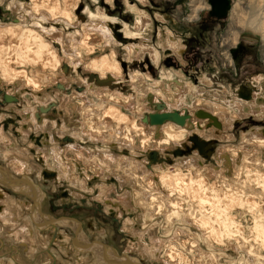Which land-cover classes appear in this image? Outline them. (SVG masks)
<instances>
[{"label": "bare ground", "instance_id": "6f19581e", "mask_svg": "<svg viewBox=\"0 0 264 264\" xmlns=\"http://www.w3.org/2000/svg\"><path fill=\"white\" fill-rule=\"evenodd\" d=\"M80 1L29 0L31 6L27 7V0H0V4L6 3L7 9L14 14L13 22L6 23L0 20V75L4 82L14 83L15 80H19L24 82L23 84L31 88L32 91H42L48 83H53L54 72L52 71L60 66L62 60H65L66 63L62 65L64 72L70 71L72 65L70 66L69 63H73L72 71L77 72L78 76L76 84L84 86V88L87 87L88 90L81 94L83 89L81 86L72 89L71 97H86V94L88 96L90 94L91 110L88 113L93 114V111H95V113L100 114L102 123L95 126L94 123L87 122V132L82 131L80 123L73 126V129L67 128L64 124L60 131L56 133L59 137H70L72 139V141H67L69 143L67 146L76 154L83 153L81 145L84 142L87 143L86 138H88V141L94 140V134L89 132L90 129L108 136L109 141L113 140V143L107 149L96 151L97 153L93 152L91 157H93V163L95 164L92 163V165L86 167L87 176H90L89 172L93 173L94 167L100 166L104 158L108 159L109 157L110 160L116 161L118 165H123L121 172L118 175L114 174L115 177L112 176L114 178H112L113 182L110 185H115L116 188L123 191L121 198L119 197L122 199L123 211L120 208L117 214L122 220L120 236L123 237L124 241H128L124 246L125 253L117 252L111 245L99 240V237L94 241L87 238L81 223L75 219L66 216L55 219L43 213L41 209L42 202L40 201L43 200L45 193L41 191L40 186L35 182L36 180L31 177L32 174H29L33 170L30 168L32 164L26 154L29 149L25 147L21 149L14 148V150L4 147L1 149L2 145H0V155L7 161V167L15 172V165L22 166L20 171H16L18 176L0 166V184L10 188V191L14 194H25L28 198V200H21L19 197H15L14 194H7L6 191L0 189V200L2 202L0 205V232L6 225L10 230L7 238L12 243L9 249L16 250V255H18V253L20 254L19 249L24 247L29 260V262L24 263L25 261L23 262L19 255L7 257L9 259L6 260L5 255L7 253L3 254L0 247V264H34L37 260L38 264H57L59 255L51 249L53 248V241H57L54 238L57 233H61L60 238H63L64 241L60 249L69 246L65 251L73 253L78 264H143L137 257L136 259L135 256L131 255L133 253H137L141 260L164 257L162 261L165 263L163 264H195L196 261L198 264H264V159L261 157L264 155V125H260L261 123L264 124V75L260 73L253 75L251 83L242 88L241 91L239 90L238 95L234 98L226 88L208 91L207 89L198 88V85L186 84L182 72L178 70L174 72L171 69L161 68L160 79L157 80L153 79L149 73L128 69L129 79L126 81L129 82L130 86L134 85L138 79L150 81V84H148L150 86L146 90H139L134 85V91L129 93L133 96V100L137 101L139 105L143 100L146 102L141 107H136V111L128 110L130 111L128 114L123 113L120 105L118 108L115 106L117 103L112 101H106L105 103L103 101L106 97L103 94L105 92H102V87H98L107 85L120 91L119 84L121 81H125L123 79L127 77L124 69L126 64L120 65V62L117 61V50L115 48L110 45L111 49L105 53L101 52L106 47L103 39L107 37V34L113 36L111 28L115 24L116 18L109 16L106 10H102L100 6H97L94 11L86 7L84 11L87 14V22L76 24L75 21L73 22L74 17L77 19L74 10L78 7ZM95 1L98 4V0ZM111 1L105 0L106 3L110 4ZM142 2L143 6H148V0H142ZM241 2L249 9H246L248 11H246V16L238 15L237 11L240 8L238 9L236 5L232 6L231 9L229 0L230 8L227 14L229 13L231 17L230 26L228 25L226 28L225 37L223 36L221 42L223 56L226 62L231 64H234V62L231 56L232 53L230 54L231 50L230 52L228 50L237 44L242 31L251 30L256 32L263 37L264 42V3L261 5L263 11L262 8H259V11L256 9L258 14L251 15L254 9L249 5L253 4V1L241 0ZM137 5L131 6V10L137 12L134 32L133 29L129 30V25H123L124 36L134 41L137 39L138 42H130L125 48L130 55L136 53L139 60L141 58L145 61L148 60V55L152 61H155L153 66L158 68L159 60L156 49L152 43L149 44V39L142 33L147 14H145V17V10L138 8ZM190 8L188 20L194 21L200 17L201 11L209 9V5L206 0H192ZM0 17L4 18L1 14ZM150 18L152 19V16ZM71 27L74 29L71 30ZM96 32L102 37H99L100 35H97ZM48 36L53 37L54 40L52 41L58 47L57 50L48 41L51 39H48ZM158 39L157 45L163 49L167 47L165 48L166 51L172 52L177 57L180 65H185L186 62L181 56L183 44L179 41L180 38L177 39L170 35L169 39L163 36ZM81 49H84V52H81ZM260 51H262V57L264 58V43H262ZM84 57H89V60L86 68L83 67L85 72L82 70L81 72L77 69H79L78 66L83 65ZM37 65L40 66L42 71L49 68V72L50 74L52 72V74H40L42 75L40 78L27 72L28 68ZM86 75H89V79L93 82L88 84L84 78ZM206 79L197 81V83L211 84ZM112 81L115 83L111 84ZM65 82H63L64 84L57 82V85L60 84V87H62L58 88L59 94L62 90L68 88L69 83L66 84ZM57 85L54 83V88H51L50 91L54 90ZM93 87H95V90L91 89ZM177 87L183 88V91L178 93L180 89ZM213 90L215 91L214 95H205L206 92L212 93ZM118 91L116 92L119 93ZM110 92L113 93L114 90ZM57 93L50 95L52 100L46 104L49 101L47 99L44 104L53 103L57 107L56 100L61 102L58 99L60 95ZM242 93L244 96H241ZM32 95L31 98L27 96L29 99L25 100L27 101V107H25L27 109L23 108L25 112L28 110L29 113L22 111L23 114H20L23 124L18 131L23 140H26L32 131H44V125L41 124L46 119V115L42 114L44 112H39L40 106H36L37 104L35 105L37 107L35 112V107L31 105V103L34 104L31 101L35 100L32 99ZM37 95L39 100L43 99L42 94ZM14 96H16V99L12 102L18 100L17 95ZM116 99V101H119L118 97ZM53 100L56 102H53ZM91 102L95 104L93 107ZM122 107L126 108L124 105ZM52 110L54 111L56 108ZM197 111L208 113L210 116L198 115ZM38 112L41 120H38L35 116ZM152 112H177L187 117L182 125L171 118L162 123H150L149 114ZM33 113L37 124H35ZM82 113L80 117H82ZM2 116H0V120ZM251 116L254 117L253 126L248 131L240 133V141L237 146H234L235 143L232 139L234 137L233 127L235 122ZM137 120H140L142 125L138 124ZM108 121H113L115 124L109 127L107 126ZM214 121L218 124L215 125ZM45 127V130H47V124ZM137 132L146 133L140 141L143 146L151 141L154 135L157 136L155 142L168 143L177 140L178 143L176 147L168 148V150L153 149L158 151L159 155L163 157V161H156L148 165L147 153L153 150L149 148L146 152H141L144 153L141 155L143 158L139 159L140 151L136 149L137 146L135 145ZM0 134H4V132L1 131ZM193 134H197L205 140L213 141L215 149L210 157L211 159L206 160L195 150L188 151L186 144L191 145L189 137ZM0 142L2 141L0 140ZM108 144L110 143L108 142ZM53 147L55 155L53 157L55 163H57L56 168L60 170L62 177L63 174H66V178L72 186V190L69 192L71 197L73 199L83 197L86 194L84 191H87L86 179L83 180L80 186L77 185L75 179L71 177L70 171L68 173V166L65 167L59 161V148H56L55 145ZM177 147L182 150L181 155L172 154L171 150ZM12 151L16 152V159L19 156L23 157L22 161L14 164L11 160ZM166 164H169V166ZM57 174V177L60 178L59 173ZM106 181L108 180L106 179ZM35 183L39 188L35 186ZM130 183L133 186L132 191L124 189V186ZM106 186L105 181L102 182L97 190L99 195L95 199L101 202L97 201V204L103 208L104 213L109 214L110 204L113 205V203L110 202V204L105 205V202H103L107 199L105 194L109 187ZM9 206L10 209L17 206L19 209L18 214H15L12 210L13 216L9 211L6 213L4 208ZM131 208L140 212L139 220L142 219L143 221L142 228L135 226L134 218L126 217L128 214H132ZM156 217H159L160 220L155 219ZM21 218L22 221H20ZM59 225L62 227L64 225L68 226L73 231V236L66 230L58 229ZM191 227L196 230H192ZM156 228L163 235L162 238L153 236ZM5 229L7 228L5 227ZM48 230L53 231L52 235L49 234ZM144 231H149L152 236L150 234L146 236ZM21 233H24V236ZM97 233V236L100 237L107 235V231H103V229H100ZM143 238H145L144 241ZM21 239H23L22 242L19 241ZM136 239L140 240L139 243L143 241L142 245L135 246ZM14 240L20 242L17 243L18 246L15 245L16 241L13 242ZM201 243L207 246V251L201 249ZM159 247L162 248L161 251H159ZM229 248H234V256H231ZM220 258H223L222 263L219 261Z\"/></svg>", "mask_w": 264, "mask_h": 264}, {"label": "rangeland", "instance_id": "374dc122", "mask_svg": "<svg viewBox=\"0 0 264 264\" xmlns=\"http://www.w3.org/2000/svg\"><path fill=\"white\" fill-rule=\"evenodd\" d=\"M191 1L192 0H148V4H147L148 6H143L142 0H112L111 4L106 3L105 0H98V4H97V1H95V0H81L80 1V3L78 4V7L74 10L75 14L77 15V19L74 17L73 22L75 21L76 24L87 22V14L84 11L86 9V7H89V9L94 11L97 6H100V8L102 10H106V13L109 16L116 18V22L113 25V27L111 28L113 36H112V34H110V35L107 34V37L103 39L104 46H106V47H105V50L101 51V52L105 53L109 49H111L110 45L112 48H115L117 50L116 51L117 61L120 62V65L123 63L126 64L124 69L126 70L125 72L127 74V77H125L123 79L125 81L120 82V84H119V90L120 91L116 90V88H113V87L110 88L107 85H106L107 87L106 86H98V87H102L101 88L102 92H105V93H103L106 96L103 99V101L105 103H106V101H112L114 103H117V104H115V106L118 108L120 105L121 106L120 109L122 110L121 112L126 113V114H128V112H130L131 110L136 111L137 110L136 107H141L142 104H145L144 102H146V101L143 100V102L140 103V105H139V103L137 101L133 100V98H132L133 96H131L129 93L134 91L133 90L134 85H136L135 87H137L139 90L148 89L150 86V85H148V84H150V81L145 80V79L144 80L138 79L136 81V83H134V85L130 86L128 84L129 82L126 81L129 79L128 78L129 70H133V71L138 70V71L144 72L146 74L149 73L153 79H157V80L160 79V73L162 70L161 68L171 69L174 72L178 70L179 72H182L183 79L185 78L184 83L186 82V84H189L191 86H197L198 85V88L207 89L208 91H210L212 89L216 90V89H220V88H226V90H228L229 94L231 96H233L234 98H236V95H238L239 90L241 91L242 88H244L246 85L251 83L250 81H251V78L253 75H255L257 73L264 75V58L262 57V51H260L262 43H264L263 37L260 34L253 32L251 30L242 31L239 35L240 38H239V41L237 42V44L233 48L228 50L229 52L231 50L230 54L232 53L231 56L233 58L234 64L226 62L223 55H222L223 54L222 53L223 48L221 47V42L223 40L222 39L223 36L225 37V35H224L225 30L228 27V25L230 24V20H231L230 18L231 17L229 15V13L224 18H217V17L211 15V7H210V4L208 3V0H206V3L209 5V9L201 11L200 12L201 15L198 19H195L194 21H189L188 16H189L190 9H191L190 8ZM242 1H246V2H252L253 1V4L249 5V6H251V8L254 9L253 12L251 13V15L258 14L259 8H262V11H263V7L261 5H262V3H264L263 2L264 0H242ZM26 3H27V7L31 6V4L29 3V0H27ZM134 4H138L137 5V6H139L138 8L145 10L144 15L147 14V17L145 15L146 23L144 22L145 27L142 30V33L144 34V36L147 39H149V44L152 43L153 47L156 49V53L158 54L157 57L159 60L158 68H157V66H153V64L155 65V61L153 60L154 61L153 62L152 59H150V57L148 55H147V59L149 58L148 60L145 61L142 58L139 60L138 55H136V53L134 55H130L125 48V47H127L128 44H130V42H132V43L138 42L137 39L134 41V40L128 39V38H126V36H124L125 33H124V25L123 24L129 25V30L131 31L133 29L132 30L133 32L135 29L134 27L136 26L135 21H136V16H137L136 13L137 12H136V10L135 11L131 10V6ZM234 5H236V7H238V9L240 8L237 11L238 15L242 14V16H246L245 14L248 12L247 10H249V9H248V7L243 5V2H241V0H230L231 9H232V6H234ZM77 9H79L80 12L77 11ZM72 10H73V8H72ZM230 10H229V12H230ZM10 12L11 11L7 9L6 3L0 4V13L4 17V18L0 17L1 21L6 22V23L13 22L14 21V14L10 13ZM148 15L150 17L152 16V19ZM57 27H59V26L57 25ZM70 29L73 30L74 28L71 27ZM96 34L100 35L97 32H96ZM170 35L171 36L173 35V37L177 38V39L180 38L179 41H181V43L183 44V51H182L183 53L181 52V56L183 57L184 61L186 62L185 65H183V64L180 65V62L177 61V57L174 54H172V52H170L171 53L170 54L168 51H166L165 48H167V47H165L163 49L159 45H157L158 41H159L158 38L160 36L161 37L163 36L164 38L166 37V39H169ZM148 36H149V38H148ZM99 37H102V36L100 35ZM49 38H51V39L48 40ZM48 39L47 40L49 42H51L54 49L57 50L58 47L52 41V40H54L53 37L48 36ZM70 47L71 46H69V48ZM70 49L72 50V48H70ZM234 50L236 52L235 54L233 53ZM80 51L84 52V49H81ZM88 58L89 57H84L83 65L78 66L79 69H77V70L84 71L83 67L86 68V64L88 63V60H89ZM63 63H65V60L64 61L62 60L60 66L57 67L56 70L52 71V72H54L53 77H52L53 83H50V84L55 83L57 85V82H65L66 81L65 83L66 84L69 83V86H68V88L64 89V91L61 89L62 90L61 94H59V92H60L59 89L61 87L59 88L57 85L56 88L54 89V91H55V93L58 92L57 94L60 95V96H58V99L61 100V102H59V100H56L58 103V104H56L58 107L57 111H55V113H54V111L52 109L56 108V106L53 105L49 108L48 111H46L45 113H42V114L46 115V119L48 118V121L55 120L57 122V125H59V127L55 126L56 131H54V129L52 127H49L47 124V130H45L46 127H45L44 123H42V126L44 125V131H39V132L32 131V133L29 135V137L26 140L22 139V136H21V134H19V131H18L19 127L23 124V122L21 121L22 119H20L19 112L21 114H23L22 111L25 112V109H27V108H25V107H27V104H26L27 101H25V98L29 99L27 96L26 97L24 96V98H23V94H25V93L27 94V92H29V93L31 92L33 94L32 99H35V101H36V100H38V98L37 99L34 98L35 97L34 93L40 94L41 91L40 92L39 91H32L31 88H29V87L25 86V84H23L24 82H21L19 80H15L14 83H9L7 81L4 82L3 81L4 79L2 80V76L0 75V85L2 87L5 88L8 86L9 89H11V91L15 90L14 89L15 86L20 87L22 89V90L20 89L21 90V93H20L21 97L19 98V94H18L17 95L18 100L15 103L14 102L12 103V104H18V106H19V109H18L19 111H17V110L15 111V110L7 108L8 104H5L6 102L2 99L4 89L0 88V116L3 115L1 117V120H0V132L1 131L4 132V134H0V140L2 141V142H0V145H2L1 149H2V147L6 148V149H11V150H14V148L21 149L23 147H25L26 149H29V151H26V154L28 156V160L32 164V165H30V168L33 169V170H31V172L29 174H32L31 177L36 180L35 182L40 186L41 191H43V193H45L43 200L40 201V202H42L41 209H42L43 213L50 215L55 219H60V217H64V216L75 219L76 221L81 223L84 234L87 236V238H90L92 241H94L97 237H99L100 238L99 240L103 241V243L105 242V244L111 245L115 250H117V252L120 253V252H123V250L125 249L124 246L128 242L126 240L124 241L123 237L120 236L121 235L120 228L122 227L121 226L122 220L120 219L121 217H119V215L117 214L118 209L121 208V211H123L122 210L123 206L121 205L122 199H120L123 191H121L122 189H120V188H116L115 185L113 186L110 184H112V182H113L112 178L115 177L114 174L118 175L121 172L120 170H122L123 165L122 164L118 165L116 161L110 160L109 157H108V159L104 158L103 159L104 161L100 165L101 167L99 165H97L96 167H94L95 169H94L93 173L89 172L90 176L89 175L87 176V167L89 165H92L93 160H94L93 157H91L93 152H96L99 150H101V151L105 150L104 148L107 149L108 147L111 146V144L113 143V140L109 141V139L107 138L108 136H104L102 134L94 132V130L91 131V129H90L89 132H91V133L93 132V134H94V136H93L94 140L92 139V141H88V138H86L87 143L84 142L81 145L83 147V149H82L83 153L82 154L79 153L80 154L79 155L78 153L76 154V153L72 152V150H70V148L68 149L67 144L69 145V143H67L66 145L61 147L60 144L53 142L52 138L50 137V131L51 130L53 132L60 131V129L64 126V124H65V126H67V128L73 129V126H77V124L79 125V123H80L82 131L87 132V130H88V127L86 125L87 122L94 123L95 126L102 123V121H100V119L102 118V116L100 117V114L95 113V111H93V110L92 111H93L94 115L88 113V111L91 110L90 109L91 106L89 103L90 102L89 100L91 99L90 94H89V96H88V94H86V97H82V96H76L77 98L71 97L72 89H76L77 87H80L81 85L76 84V81H78V76H77V72L72 71L73 63H69L70 66L72 65L71 66L72 69L68 72L63 71V69H62ZM49 71H50L49 68L45 69V71H42L40 66H38V65L31 67V68H28V70H27L28 73L35 74L39 77L40 76L42 77V75H40V74L51 75L52 72L50 74ZM87 73H89V72H87ZM107 75H109V74H107ZM107 75H106V77H107ZM124 76H125V74H124ZM84 78L87 80L88 84L93 82L91 79H89V75H86ZM205 79H206V81L210 82L211 84L208 83L209 85H205V83H202V82H201L202 84H200L199 82L197 83V81H202ZM112 83H115V82L112 81L111 84ZM48 85H49V83L46 85V88H47V91H50L51 87L50 88L47 87ZM12 86H14V88H12ZM94 86H97V85H94ZM53 87H52V89H53ZM81 87L83 88L81 90L82 91L81 94L84 93L86 90H88L87 87L86 88H84V86H81ZM177 88L180 89V90H178V93L183 91V88H179V87H177ZM91 89L95 90V87H93ZM112 90H114L113 93L110 92ZM214 90L212 93L206 92L205 95L206 94L207 95L211 94V96L214 95V93H215ZM78 91H80V90H78ZM116 91H118L119 93H117ZM42 92L44 93L43 90H42ZM115 92H116V94H115ZM46 93L47 92L44 93L45 96H46ZM117 94L120 96H118ZM15 95H16V93H15ZM47 96L49 97V95H47ZM37 97H38V95H37ZM41 97H43V94L41 95ZM116 97H118L119 101H116L117 100ZM127 97H129V98H127ZM143 99H144V96H143ZM80 102H82V103H80ZM97 104H96V106H97ZM34 105H35V103H34ZM91 105L93 107L95 104H92V102H91ZM122 105H124L126 108L122 107ZM22 107L25 109H22ZM30 107H28V108H30ZM128 110H130V111H128ZM27 112H28V110L25 113H27ZM81 113H82V117H80ZM98 115H99V117H98ZM253 118L254 117L251 116V117H247V118H244L241 120H237L235 122V125L233 127L234 137H233V139L231 138L233 140V143H235L234 146H237L238 142L240 141L239 140L240 133H242L243 131H248L251 128V126H253V124H252V122L254 121ZM46 119H44V120H46ZM82 121H84V122H82ZM259 122L261 123L262 121H259ZM137 123L141 124L140 120H137ZM35 124H37L36 121H35ZM113 124H115V122L108 121L107 126L110 127ZM260 125H264V124L261 123ZM26 128H28V126H26ZM133 133H134V131H133ZM145 135H146L145 132L144 133L137 132V139H136L137 141H136L135 145L137 146L136 149L140 151V153H139L140 155H138L139 159L143 158L141 155L144 153H141V152H146L149 148L152 150L153 149L168 150V148L170 149V148L176 147V145L178 143L177 140H175L174 142L170 141L168 143H164V142L158 143V142H155L157 140L156 139L157 136L154 135L153 139H151V141L147 142L146 145L143 146L140 143V141L142 140V138ZM152 140H153V142H152ZM108 142L110 144H108ZM216 142L218 144V140ZM54 145L56 148H59L58 156H59L60 163L63 164L65 167L68 166L67 167L68 173L70 171L71 177L75 179L76 184L77 185L79 184V186H80L81 183L83 182V180L85 181V179H86V187H87L86 190L87 191H84L86 194L83 197H80L79 199H77V198L73 199L71 197V193H69V192H70V190H72L71 189L72 186H71L69 180L66 178V174H63L65 177L64 176L62 177L60 170L58 168H56L57 163H55V158H54L55 155L53 153L54 152V147H53ZM33 147H35V148H33ZM37 149L39 152L37 151ZM15 153H16L15 151H12L11 160H12V162H14V164H17L19 161H22L23 157L19 156L18 159H16ZM184 155H188V154H184ZM2 157L0 155V166L8 169L10 172H13V173H15V175L18 176V174H16V171L17 170L20 171L22 169V166L20 167L18 164H17L18 166L15 165V172H14L13 170H11V168L7 167L8 166L6 163L7 161H5V158L4 157L2 158ZM261 157H263V159H264V155H262ZM93 164H95V163H93ZM105 164H106V166H105ZM103 165H104V167H103ZM167 166H169V164ZM108 168H110V169H108ZM117 170H118V172H116ZM57 173H59L60 178L57 177L58 176ZM147 175H149V174L147 173ZM112 176H114V177H112ZM106 179L108 181H106ZM104 181L107 185L106 187H109V188L105 194L107 196L106 197L107 199L104 200L103 202H105V205L110 204V202L114 203L112 206L110 204V207H114V209L116 210V212H115L113 209L112 212H110L109 214L104 213L103 208L99 207L97 204L99 201L97 199H95L96 196L99 195L97 190L99 189V187L102 185V182H104ZM130 186H131V188H130ZM132 187L133 186L130 183V184H126L124 186V189L132 191V189H133ZM111 188H112V190H111ZM0 189L2 191L3 190L6 191L7 194L8 193L14 194L13 192L10 191V188H8L6 186H2L1 184H0ZM73 189H75V188H73ZM78 190H79V188H78ZM14 195H15V197L16 196L19 197L21 200L22 199L28 200V198L26 197L25 194L24 195L14 194ZM1 203L2 202L0 200V205H1ZM99 203H101V202H99ZM14 207L16 208V210H15V208H12V207L10 209V206L4 208V210L6 211V213L9 211L10 214L13 216L14 213L18 214V210H19L17 206H14ZM137 209H139V208H137ZM11 210L14 213L11 212ZM131 213L132 214L126 215V217H129V218L132 217L131 219L134 218L135 219L134 220L135 226L142 228L143 227V224H142L143 221H142V219L139 220V218H140L139 213L140 212L131 208ZM20 214H22V213H20ZM6 216H8V215H6ZM160 218H161V216H160ZM160 218L156 217L155 219L160 220ZM20 221H22V218L20 219ZM5 227L7 229H5ZM191 228L194 231L196 230L194 227H191ZM4 229L1 230L2 233L0 232V247H1L3 254L7 253L5 255V259L7 260V259H9L7 257L16 255V250L9 249V246L11 247V245H12L9 238H7V237H9L8 232L10 230L8 229V227L6 225H4ZM58 229L66 230L71 236H73L72 235L73 231L66 225H64L63 227L59 225ZM100 229H103V231L104 230L107 231V235L105 234V236H103L104 238L97 236L98 235L97 232ZM48 232L50 235H52L53 231L48 230ZM144 233L146 234V236L147 235L149 236V234H150L149 231H144ZM21 234L24 236V233H21ZM60 236H61V233L60 234L57 233L56 237L54 236V238L57 239V241H53V248H51L55 251V253L57 255H59L58 260H57V264H78L75 261V259H76L75 255L73 253H71L70 251L66 252L67 251L66 248H68L69 246L68 247L64 246V247H62V249H60L61 244L64 243L63 238H60ZM150 236H152V235L150 234ZM153 236H157V237H161V238L163 237V235L161 233H159V230H157V228L155 229ZM144 239L145 238H143V241H144ZM147 240H149V239H147ZM15 241L16 240H14L13 242H15ZM17 241L15 242V245H17V243L19 244L20 242H22L23 239L19 240L20 242L19 241L17 242ZM132 241H134V240H132ZM143 241L141 243H139L140 240L136 239V242L134 244H135V246L138 247L139 244L142 245ZM145 242H147V241H145ZM149 242H151V241L149 240ZM2 244H4V245H2ZM201 246H202L201 249H203L204 251L208 250L207 246H205L203 243H201ZM19 248H22V247H19ZM233 249L234 248L230 249L231 256H234L233 252H235V251ZM161 250H162V248L159 247V251H161ZM19 252L21 255L19 253H18V255L21 256V259H23V262L24 261H25L24 263L29 262L28 256H27L28 254L25 251V248L23 247L22 249H19ZM127 254H131V253H127ZM18 255H16V256H18ZM131 255L133 257L135 256L134 258L137 257L138 260L142 261L143 264H163V263H165L162 261V260H164V257H158V258L152 257V259L146 258L145 260L144 259L141 260V257L137 253H133ZM222 260H223V258L219 259V261L221 263L223 262ZM37 262H38V260L34 264H38ZM202 263H204V262L202 261ZM195 264H198V262L196 261Z\"/></svg>", "mask_w": 264, "mask_h": 264}, {"label": "water", "instance_id": "95a60500", "mask_svg": "<svg viewBox=\"0 0 264 264\" xmlns=\"http://www.w3.org/2000/svg\"><path fill=\"white\" fill-rule=\"evenodd\" d=\"M208 2H209L210 7H211V15H213L217 18H223L226 16L227 11L230 8L229 7V0H208ZM233 52H234V54L236 53L235 51H233ZM102 81H105V80H102ZM58 87H60V84H58ZM241 96H244V94L242 93ZM2 99L4 101H14L16 99V96L8 94L6 91H4ZM53 105H54L53 103H49L48 105H46V107L40 106L39 112L45 113ZM39 112L36 113L35 116L38 120H41V118L39 116ZM196 113L198 115H202V116H207V117L210 116L208 113L201 112V111H197ZM149 115H150L149 116L150 123H162L163 121L167 120L168 118H171L181 125L187 117L186 115H183V114L181 115V114H178L177 112H160V113L159 112H152ZM214 124L217 125L218 122L214 121ZM189 141H190L191 145L186 144L188 151L196 150L197 153L199 155H201L203 158H205L206 160L211 159L210 157H211V155L215 149L213 141L205 140L197 134H193L192 136H190ZM171 151H172V154H174V155H181L182 154V150H180L178 147L171 150ZM147 158L149 160L148 165H151V164H153V162H156V161H163V157H161L159 155L158 151H156V150L149 151L147 153ZM35 186L39 188V186L36 183H35Z\"/></svg>", "mask_w": 264, "mask_h": 264}, {"label": "flooded vegetation", "instance_id": "af4514ba", "mask_svg": "<svg viewBox=\"0 0 264 264\" xmlns=\"http://www.w3.org/2000/svg\"><path fill=\"white\" fill-rule=\"evenodd\" d=\"M69 71V70H68ZM63 83V82H62ZM64 84V83H63ZM69 85V84H68ZM54 86V84H49L47 87H53ZM0 88H3L4 89V91H6L8 94H11V95H15V93H16V95H18L19 94V98L21 97L20 96V93H21V88L20 87H16L15 86V88H14V86H12V88H14L15 90V92L14 91H11V89H9V87L7 86V87H2L1 85H0ZM54 88V87H53ZM21 89V90H20ZM43 91H44V93L45 92H47L46 93V95H48L49 94V97L47 98V96L45 97V95H44V93L42 92V93H40L39 95H41V94H43V99H40L39 100V98L37 97V94L36 93H34L35 94V97H36V99L38 98V100H30L31 102H33V103H35V105L36 106H45L48 102H50L52 99L50 98V95H53L54 93H55V91L54 90H52V91H47V88H46V86H45V88L43 89ZM40 92V91H39ZM29 92H27V94L25 93V94H23V98H24V96L26 97V96H28V97H30L31 98V95H32V93L30 92L29 94H28ZM47 99H49V101H47L46 102V100ZM25 100H26V98H25ZM43 102V103H42ZM44 102H46V104H44ZM53 102H56L55 100H53ZM13 102L12 101H8V102H6L5 104H8V106H7V108L9 109L10 107H12L13 109L12 110H17L18 111V109H19V106H18V104H12ZM15 103V102H14ZM41 105H40V104ZM57 103V102H56ZM58 104V103H57ZM32 105V104H31ZM34 105V104H33ZM32 105V106H33ZM34 105V107H35V112L37 111V107ZM57 108L58 107H56V110H54V113H55V111H57ZM11 109V108H10ZM22 109H23V107H22ZM21 109V110H22ZM34 112V113H35ZM34 113H33V118H35V116H34ZM19 114H21L20 112H19ZM29 118V117H28ZM29 121H30V119H29ZM35 121H36V118H35ZM47 121V122H46ZM31 122V121H30ZM37 122V121H36ZM55 124H54V123ZM43 123H44V125H46V124H48V126L49 127H52L53 129L55 128V126H57V127H59V125H57V122L55 121V120H51V121H48V119H46V120H44L43 121ZM53 123V124H52ZM41 124V123H40ZM42 125V124H41ZM54 125V126H53ZM55 130V129H54ZM39 132V131H38ZM50 137L52 138V141L53 142H55V143H57V144H60L61 145V147L62 146H64V145H66L67 144V141L68 140H71L72 141V139L69 137V138H65V137H59V136H57V133L56 132H53L52 130L50 131ZM114 204V203H113ZM112 206V205H111ZM114 209V207H110L109 208V212H112V210ZM114 211L116 212V210L114 209ZM108 214V213H107ZM126 214V213H125ZM120 231H122V230H120ZM123 252H124V250H123ZM125 253V252H124Z\"/></svg>", "mask_w": 264, "mask_h": 264}, {"label": "built area", "instance_id": "2783aa9c", "mask_svg": "<svg viewBox=\"0 0 264 264\" xmlns=\"http://www.w3.org/2000/svg\"><path fill=\"white\" fill-rule=\"evenodd\" d=\"M223 53V52H222ZM223 55V54H222ZM224 57V56H223ZM225 59V58H224ZM226 61V60H225Z\"/></svg>", "mask_w": 264, "mask_h": 264}]
</instances>
